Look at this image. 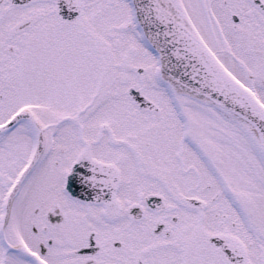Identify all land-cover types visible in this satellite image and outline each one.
<instances>
[{
	"label": "snow or ice",
	"instance_id": "obj_1",
	"mask_svg": "<svg viewBox=\"0 0 264 264\" xmlns=\"http://www.w3.org/2000/svg\"><path fill=\"white\" fill-rule=\"evenodd\" d=\"M0 264H264V0H0Z\"/></svg>",
	"mask_w": 264,
	"mask_h": 264
}]
</instances>
